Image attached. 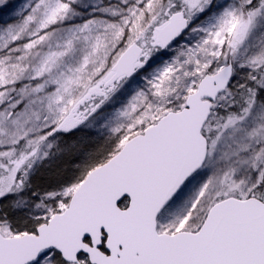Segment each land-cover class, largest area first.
<instances>
[{"label":"snow or ice","instance_id":"obj_1","mask_svg":"<svg viewBox=\"0 0 264 264\" xmlns=\"http://www.w3.org/2000/svg\"><path fill=\"white\" fill-rule=\"evenodd\" d=\"M0 9V264H264V0Z\"/></svg>","mask_w":264,"mask_h":264},{"label":"rangeland","instance_id":"obj_2","mask_svg":"<svg viewBox=\"0 0 264 264\" xmlns=\"http://www.w3.org/2000/svg\"><path fill=\"white\" fill-rule=\"evenodd\" d=\"M24 0H8L9 4H14L17 7L22 4ZM8 18V13L0 9V22ZM66 167L65 163L61 159L52 161L49 165L41 168L39 172L33 178V184L36 187L43 188L46 187L49 183L54 182L62 176L64 168Z\"/></svg>","mask_w":264,"mask_h":264}]
</instances>
